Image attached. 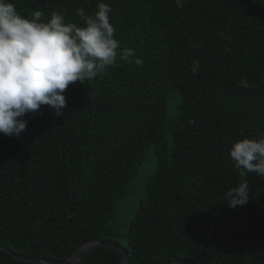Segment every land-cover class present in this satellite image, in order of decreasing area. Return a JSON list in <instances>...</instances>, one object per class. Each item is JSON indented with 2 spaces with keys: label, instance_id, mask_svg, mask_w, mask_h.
Returning a JSON list of instances; mask_svg holds the SVG:
<instances>
[{
  "label": "trees",
  "instance_id": "obj_1",
  "mask_svg": "<svg viewBox=\"0 0 264 264\" xmlns=\"http://www.w3.org/2000/svg\"><path fill=\"white\" fill-rule=\"evenodd\" d=\"M9 2L82 24L76 9L101 0ZM103 2L143 65L118 57L69 85L61 116L42 106L18 137L0 135V264L65 262L97 241L127 264H264V177H240L230 158L232 143L264 137V0ZM245 179L249 203L228 207ZM120 263L98 248L76 264Z\"/></svg>",
  "mask_w": 264,
  "mask_h": 264
},
{
  "label": "clouds",
  "instance_id": "obj_2",
  "mask_svg": "<svg viewBox=\"0 0 264 264\" xmlns=\"http://www.w3.org/2000/svg\"><path fill=\"white\" fill-rule=\"evenodd\" d=\"M96 7L93 15L76 9L75 15L83 21L77 24L66 22V13L58 11L47 21L40 10L26 18L15 4L0 0V135L18 137L27 127L25 116L41 114L42 106L61 116L69 85L92 81L115 67L118 57L133 61L134 49L122 48L115 38L111 5L101 0ZM134 63L143 65L140 59ZM198 68L194 61L192 72ZM240 86L249 85L241 80ZM230 158L240 177L250 173L264 177V137L232 143ZM224 198L230 208L248 204V181L229 189Z\"/></svg>",
  "mask_w": 264,
  "mask_h": 264
},
{
  "label": "water",
  "instance_id": "obj_3",
  "mask_svg": "<svg viewBox=\"0 0 264 264\" xmlns=\"http://www.w3.org/2000/svg\"><path fill=\"white\" fill-rule=\"evenodd\" d=\"M219 236L220 232L219 230L215 231L212 237V241L217 244L219 243ZM98 248H108L117 250L121 254V263L120 264H127V253L124 251V249L114 242H104V241H97V242H91L86 245H83L80 248V252L78 253L77 257H72L68 261L65 262H55L52 260H46V259H33V258H26L14 255L16 258L20 259L21 261H25L28 263H39V264H76L77 262L81 261L85 256H87L92 251L98 249ZM5 248L0 246V250H4ZM169 264H198L195 262L190 261H175Z\"/></svg>",
  "mask_w": 264,
  "mask_h": 264
},
{
  "label": "rangeland",
  "instance_id": "obj_4",
  "mask_svg": "<svg viewBox=\"0 0 264 264\" xmlns=\"http://www.w3.org/2000/svg\"><path fill=\"white\" fill-rule=\"evenodd\" d=\"M139 180H142V172H141V175H140V177H139Z\"/></svg>",
  "mask_w": 264,
  "mask_h": 264
}]
</instances>
